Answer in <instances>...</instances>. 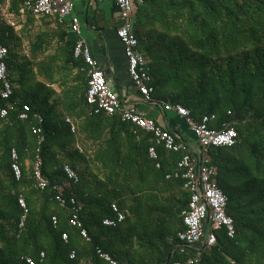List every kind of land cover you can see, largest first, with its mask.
<instances>
[{
  "label": "trees",
  "instance_id": "1",
  "mask_svg": "<svg viewBox=\"0 0 264 264\" xmlns=\"http://www.w3.org/2000/svg\"><path fill=\"white\" fill-rule=\"evenodd\" d=\"M133 32L156 104H180L196 120L213 116L210 128L236 131L233 145L202 149L227 197L234 236L222 228L212 246L202 241L183 246L178 233L185 228L182 212L191 192L175 174L186 150H169L119 114L96 111L86 101V85L81 124L66 122L50 103L52 91L34 82L25 64L14 67L7 56L15 87L9 98L0 96V108L7 109L0 117V264H29L27 258L36 264H109L99 250L121 264L188 259L192 264H264V0H133ZM6 33L0 27V43L8 47ZM74 43L66 62L86 74L84 60L74 57ZM24 104L29 111L22 119ZM163 128L187 142L171 127ZM153 145L155 158L149 153ZM36 154L48 180L45 188L35 184ZM14 162L21 170L18 178ZM65 165L75 170L77 181L67 177ZM55 185L62 187L64 206L55 199ZM21 196L27 206L23 221ZM70 197L81 205L79 219L89 240L69 222ZM112 203L124 219L105 225V218L116 216Z\"/></svg>",
  "mask_w": 264,
  "mask_h": 264
},
{
  "label": "built area",
  "instance_id": "2",
  "mask_svg": "<svg viewBox=\"0 0 264 264\" xmlns=\"http://www.w3.org/2000/svg\"><path fill=\"white\" fill-rule=\"evenodd\" d=\"M117 6L119 25L116 28V36L123 45L124 55L127 59L128 74L141 94L143 100L147 103H155L151 97V80L146 67L144 55L138 51V41L133 32V0H114ZM73 0H24L21 6L22 12H28L35 16L56 17L59 22L67 23L70 30L76 35L73 46L74 57H79L86 64V101L96 106V111L102 110L109 114H119L122 120L129 121L132 124L152 133L155 142L161 143L165 148L173 151L186 150V153L178 161L179 172L184 179V186L190 190V201L188 208L182 212L184 230L178 233V238L183 246H194L199 241L206 246H212L216 242L215 231L225 229L229 237H233L235 227L232 217L226 213L227 197L216 182V168L210 164L207 154H202V149L209 146H231L236 142L237 134L233 128H223L220 130L210 128L208 122L213 116H203L201 119H194L190 111L180 104H171L168 102L159 105L164 111H174L185 120L190 131L196 138L197 145L192 147L188 142L177 141L173 133L163 128L153 118L146 116L135 106H125L120 102L115 91L111 88L108 80L98 66L96 60L91 56L89 47L81 35L80 20L74 13ZM9 50L0 43V96L9 98L13 94V83L8 76L6 57ZM29 105L24 104L19 118L25 119L28 116ZM7 114L6 108H0V117ZM41 122L42 118L38 115ZM34 133H39L40 128L33 129ZM42 137L39 138V141ZM151 157H156L155 146L149 147ZM12 158L15 160L16 153L12 151ZM42 160L39 154H36L33 164V176L35 184L39 188H45L48 180L41 171ZM12 168L16 178L21 174L20 166L14 162ZM64 171L69 179L77 181L78 176L73 168L65 165ZM170 175H167L169 177ZM57 189L55 199L61 206L66 205L67 201L62 193L61 186H54ZM19 205L24 209L22 221L27 212L25 199L19 197ZM72 214L69 222L72 226L80 228L82 237L89 240L86 229L79 219L81 205L74 197H70ZM112 209L116 213L115 218H105L103 224L115 225L118 221L124 219V214L119 211L117 205L112 203ZM53 220L55 218L53 217ZM21 221V225H22ZM67 238V234H63ZM101 258L109 264H121L113 259L108 253L98 251ZM43 255V254H41ZM74 253H71V257ZM29 264H36L30 258H27ZM193 259L187 261H175L172 264H192Z\"/></svg>",
  "mask_w": 264,
  "mask_h": 264
},
{
  "label": "crops",
  "instance_id": "3",
  "mask_svg": "<svg viewBox=\"0 0 264 264\" xmlns=\"http://www.w3.org/2000/svg\"><path fill=\"white\" fill-rule=\"evenodd\" d=\"M24 0H0V27L7 29L8 50L15 64L30 68L34 82L44 84L52 91L50 103L74 126L81 124L85 107L83 96L86 74L66 62L76 35L67 23L56 17L35 16L22 12ZM74 13L80 20L81 35L91 56L104 72L109 85L125 106H135L146 116L164 127H171L194 148L196 138L183 118L174 111H164L155 104L148 106L134 86L127 68L123 45L116 36L119 25L114 0H73ZM16 74V73H15ZM30 84H32L30 82ZM17 86V85H16ZM15 87V85H14ZM153 104V103H149ZM71 130L74 132L75 127ZM91 145V141H83ZM79 137L77 145L81 144Z\"/></svg>",
  "mask_w": 264,
  "mask_h": 264
},
{
  "label": "rangeland",
  "instance_id": "4",
  "mask_svg": "<svg viewBox=\"0 0 264 264\" xmlns=\"http://www.w3.org/2000/svg\"><path fill=\"white\" fill-rule=\"evenodd\" d=\"M146 104H147L148 106H150V107H151V106L153 107V105H155V104H152V105H151V104H149V103H146Z\"/></svg>",
  "mask_w": 264,
  "mask_h": 264
},
{
  "label": "water",
  "instance_id": "5",
  "mask_svg": "<svg viewBox=\"0 0 264 264\" xmlns=\"http://www.w3.org/2000/svg\"><path fill=\"white\" fill-rule=\"evenodd\" d=\"M203 245H205V243Z\"/></svg>",
  "mask_w": 264,
  "mask_h": 264
}]
</instances>
